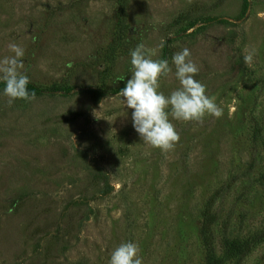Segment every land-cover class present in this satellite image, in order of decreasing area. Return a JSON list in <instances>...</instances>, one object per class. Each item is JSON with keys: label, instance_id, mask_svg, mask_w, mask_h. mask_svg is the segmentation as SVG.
Here are the masks:
<instances>
[{"label": "rangeland", "instance_id": "374dc122", "mask_svg": "<svg viewBox=\"0 0 264 264\" xmlns=\"http://www.w3.org/2000/svg\"><path fill=\"white\" fill-rule=\"evenodd\" d=\"M169 40L222 115L173 120L180 140L163 152L119 90L130 50L164 59ZM10 43L35 90L9 105L0 82V264H108L129 241L143 264H205L215 194L216 256L228 237L251 242L239 264H264V0H0V59ZM168 59L165 95L179 86Z\"/></svg>", "mask_w": 264, "mask_h": 264}, {"label": "clouds", "instance_id": "9594fccd", "mask_svg": "<svg viewBox=\"0 0 264 264\" xmlns=\"http://www.w3.org/2000/svg\"><path fill=\"white\" fill-rule=\"evenodd\" d=\"M8 48L12 55L0 59V82L5 85L3 95L11 105L17 99L31 100L33 95L28 91L29 77L22 71L24 49L16 43H10ZM255 54L254 48L246 49V65L253 63ZM130 64L131 76L119 96L122 104L133 110V128L146 145L171 151L180 140L173 120L202 123L206 116L222 115L215 99L207 94L206 85L195 79L199 68L188 48L172 56L179 86L168 95L160 90L161 77L172 72L167 60L151 58L140 43L130 50ZM139 253L137 243L123 242L112 251L108 264H143Z\"/></svg>", "mask_w": 264, "mask_h": 264}, {"label": "trees", "instance_id": "16d2710c", "mask_svg": "<svg viewBox=\"0 0 264 264\" xmlns=\"http://www.w3.org/2000/svg\"><path fill=\"white\" fill-rule=\"evenodd\" d=\"M189 14L185 12L182 16H179L178 22L188 19ZM171 40H169L163 48V58L169 60L172 55L169 50ZM1 85V84H0ZM35 88L28 85V91L33 92ZM96 102L98 98L96 97ZM264 178V175L261 177ZM264 181V179H262ZM217 194L209 199L204 211L203 218L199 229V238L204 250L205 264H224L229 261H233V264H239V261L250 251V241L241 242L238 239L223 237L222 239V257H217L214 247V234L212 227L216 221V215L209 209L214 204V200Z\"/></svg>", "mask_w": 264, "mask_h": 264}]
</instances>
